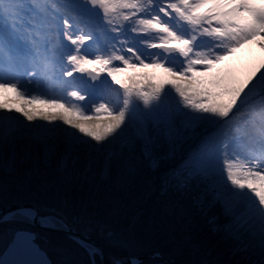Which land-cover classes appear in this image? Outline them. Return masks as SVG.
Wrapping results in <instances>:
<instances>
[{"label": "snow or ice", "instance_id": "1", "mask_svg": "<svg viewBox=\"0 0 264 264\" xmlns=\"http://www.w3.org/2000/svg\"><path fill=\"white\" fill-rule=\"evenodd\" d=\"M21 6V0H0V19L11 23L0 28V61L9 68L0 75V90L16 94L0 98V110L47 123L17 121L0 130L4 163L36 152L51 159L61 142L63 155L71 156L113 137L122 142L120 155L127 149L123 163L135 174L138 141L141 157L155 168L182 131L203 125L206 135L186 172L200 177L212 206L220 203L228 218L220 224L214 215L209 223L237 241L234 252L255 247L264 257V64L243 76H209L245 43L257 40L264 48V0H69L70 14L58 23L28 17ZM148 68H162L170 78L145 71L120 75ZM113 82L122 89L116 101L105 94ZM165 85H171L167 92ZM173 89L178 98L170 99ZM98 97L109 102L95 103ZM141 102L150 111L138 116ZM104 114L108 118L100 120ZM126 118L128 128L121 130ZM19 127H28L29 135H20ZM161 140L170 145L168 153L159 152ZM242 219L257 226L234 229Z\"/></svg>", "mask_w": 264, "mask_h": 264}, {"label": "trees", "instance_id": "2", "mask_svg": "<svg viewBox=\"0 0 264 264\" xmlns=\"http://www.w3.org/2000/svg\"><path fill=\"white\" fill-rule=\"evenodd\" d=\"M181 137L155 168L141 157L138 141L135 174L123 163L127 149L120 155L122 142L113 137L82 153L63 171L54 163L36 168L19 164L10 172L0 169V205L35 201L43 208H53L64 221L95 235L114 254L159 250L182 264H257L246 250L233 251L237 241L213 231L211 217L218 216L220 224L228 218L221 215L220 203L212 206V195L205 193L200 177L186 172L192 167L183 163L190 141L182 133ZM96 143L91 140L92 145ZM160 143L159 152L168 153V142ZM62 236L53 246L49 238L41 242L50 248L55 264L78 261L84 248Z\"/></svg>", "mask_w": 264, "mask_h": 264}, {"label": "rangeland", "instance_id": "3", "mask_svg": "<svg viewBox=\"0 0 264 264\" xmlns=\"http://www.w3.org/2000/svg\"><path fill=\"white\" fill-rule=\"evenodd\" d=\"M62 1H63L64 6L69 2V0H62ZM69 14H70L69 9L64 10V11H60L58 8L50 7V8L46 9L45 17L50 16L52 19L55 18V22L58 23L63 16L69 15ZM261 64H264V48H261L259 46L257 40H252L248 43H245L241 48H239L235 53H233L225 61H222L220 64L216 65V67L212 70V73H210L209 76H229V77H231V76H243V75H247V74H250V73L256 71L258 68H260ZM137 71H145V72L155 73L157 78L161 79V80H166V79L170 78V74L165 72L164 69H162V68H160V69L148 68V69H137V70L130 69V70H128V72L121 73L120 75L122 78H125L128 75L133 74V72H137ZM200 71H202V70L200 69ZM261 71H264V69H261ZM102 75H106V74H102ZM69 79H71V78H69ZM108 79L110 80L111 78L108 77ZM93 83H97V82H93ZM169 88H171V85H165V91L166 92L168 91ZM117 89H119L120 92H122V89H120V86L115 85L113 82L112 88L107 89L105 94L108 95L111 100L116 101L119 98V92L117 91ZM172 92H173V96L170 97V99L178 98V94H175L174 89L172 90ZM15 95H16L15 92L11 89L0 90V98L7 99L10 97H14ZM88 99L89 98L86 96V100L84 102H81V103L83 104V103L87 102ZM96 99H99V100H98V102H95V103H99V102L108 103L109 102L108 100L102 101L99 97ZM140 104H141L140 105L141 108L142 109L145 108V109L144 110L140 109V111L137 113L138 116L146 114L150 111V109L144 107L142 102ZM85 114L89 115V116L94 115V113L90 112V111H86ZM107 118L108 117L106 116V114L101 115L99 117V119H102V120H106ZM17 121H23V124L27 125V126H31L34 124H46L47 123L46 121H43L41 119H38L37 121H34V122H28V121H26V118H24L20 113H16V112H10L9 113V112H4V111L0 110V130H2L4 127H6L8 125L17 126L16 125ZM56 124L60 125L63 129H66L68 132L74 133L78 137H82L86 141L91 142V140H92L91 137L84 136V134L80 133L78 129H75L71 125L64 124L63 121L58 120V121H56ZM126 128H128L127 118L125 120V124L121 126V130L126 129ZM121 130H119V132ZM183 132H184V137L186 139H191V145L188 149V156H187L185 163L189 164L191 166H194V162L192 161V158L197 153L198 145L201 143L202 136L205 133V126L202 125L200 127L189 128L188 130L183 131ZM19 134L27 137L29 135V128L28 127H19ZM63 152H64V144H63V142H61L59 145V151H58L57 155L52 157L51 159H48V160L43 159L42 154L40 152H36L30 158H25V159L18 158L15 163L5 164L3 161V156L0 155V169H4L5 171L10 172V171L14 170L15 167L19 164L21 166L31 164V167L36 168V167H38V164H42L44 166H49V165L54 163L59 170L63 171L65 169L73 166L79 160L80 155L84 152L87 153L88 150L87 151L81 150L79 152H73L71 154V156H64ZM21 155H23V154H21ZM23 215H25V214H23ZM25 216L28 217L27 215H25ZM51 217H52V220L54 221L55 225H59V226L64 225L63 218L60 215H58L57 212H55L54 210H53V216H51ZM257 224H258V222H257ZM250 226L254 230L257 225L252 224V222L245 223L244 220L242 219L238 223L234 224L233 228L239 229L241 231H245ZM46 233L50 236V238H53L54 241H52V240L49 241L52 243L57 241V239H59V238L60 239L64 238L62 236V234H58V233H54V232L52 233V232H48V231H45V234H43L41 232L40 238L49 240L48 239L49 236H47ZM83 233H85V232H83ZM244 238H245V241L248 240L247 232H245ZM88 247H90V246L88 245ZM47 251L50 253V251H51L50 248L47 249ZM246 251L249 252L250 256L257 261L264 259V257L261 256L258 248L249 247ZM83 253L84 254L82 256H80L79 259H76L78 261H72L69 264H100L99 259L97 257V254L94 253V255H92L90 249H87L85 247ZM110 253H111V256H114V253H112V252H110Z\"/></svg>", "mask_w": 264, "mask_h": 264}, {"label": "water", "instance_id": "4", "mask_svg": "<svg viewBox=\"0 0 264 264\" xmlns=\"http://www.w3.org/2000/svg\"><path fill=\"white\" fill-rule=\"evenodd\" d=\"M22 209H30L34 211L30 217L32 223L36 227L55 233L65 234L81 244L87 243L88 245H91L93 250L99 254L103 264H110L104 248L95 237L78 231L68 223H65L63 226L43 223L40 215L41 208L34 202H14L7 204L0 208V219L8 212ZM35 238L36 234L31 230H16L11 242L0 255V264H52V260L48 253L39 245ZM157 253H159L158 256H161V253L158 251L146 252L143 255L138 256H130L127 257L122 264H125V262H128L131 258H137L142 261L145 257H155L157 256ZM152 264L166 263L157 262Z\"/></svg>", "mask_w": 264, "mask_h": 264}, {"label": "flooded vegetation", "instance_id": "5", "mask_svg": "<svg viewBox=\"0 0 264 264\" xmlns=\"http://www.w3.org/2000/svg\"><path fill=\"white\" fill-rule=\"evenodd\" d=\"M19 202V201H18ZM45 210V208H43ZM52 210V209H50ZM18 228H25L35 231L37 239H40L41 229L35 228L31 222V220L20 213L15 211L12 216L6 220L0 222V255L3 251L7 248L15 231ZM125 256L122 257H115L111 256L112 264H117L119 260H122ZM155 262H165L166 264H181L176 260L168 257H155V258H146L143 260V264H152Z\"/></svg>", "mask_w": 264, "mask_h": 264}, {"label": "bare ground", "instance_id": "6", "mask_svg": "<svg viewBox=\"0 0 264 264\" xmlns=\"http://www.w3.org/2000/svg\"><path fill=\"white\" fill-rule=\"evenodd\" d=\"M35 2H36V1H35ZM35 2H34V4H35ZM38 4H39V3L36 2V6H37ZM21 7H22V6H21ZM37 7H38V6H37ZM29 8H31V6H30ZM21 9H22V8H21ZM32 12H33V15L39 17V16L36 14V11H35V10L32 9ZM49 19H51V18H49ZM7 23L10 24V21H7ZM6 27H7V26L4 25V24H2V25L0 26V28H6ZM201 70L203 71V69H201ZM3 72H4V71L2 70V72H0V74L3 73ZM8 73H9V72H7V74H5V75H3V76H7ZM208 131L210 132V131H212V129L209 127ZM205 135H206V132L203 134L202 139H201V142H202V140L204 139V136H205ZM200 144H201V143H200ZM200 144L198 145V149H199V147H200ZM18 212L23 213V214L27 215L28 217H30V216L32 215V213H34V211H33V210H30V209H22V210H20V211H18ZM13 213H14V211L6 213L5 215H3V217L0 219V221H3V220H6V219L10 218V217L12 216ZM40 215H41V220H42L43 223H45V224H53V225H55V224H54V221L52 220V217H51V210L48 211V208H46V212L43 211V210H41ZM65 223H66V222H65ZM85 244H87V243H85ZM86 246H87V245H86ZM87 249H90L92 255H94L95 251L93 250V248H90V247L87 246Z\"/></svg>", "mask_w": 264, "mask_h": 264}]
</instances>
